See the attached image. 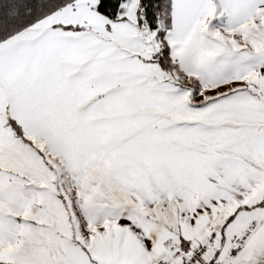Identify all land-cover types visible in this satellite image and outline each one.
Here are the masks:
<instances>
[{"label": "snow or ice", "instance_id": "snow-or-ice-1", "mask_svg": "<svg viewBox=\"0 0 264 264\" xmlns=\"http://www.w3.org/2000/svg\"><path fill=\"white\" fill-rule=\"evenodd\" d=\"M0 264H264V0H0Z\"/></svg>", "mask_w": 264, "mask_h": 264}]
</instances>
